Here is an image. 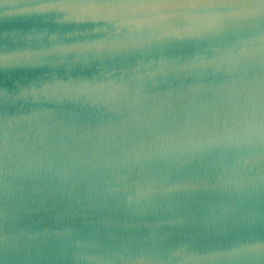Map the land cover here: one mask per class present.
<instances>
[{
  "label": "water",
  "instance_id": "obj_1",
  "mask_svg": "<svg viewBox=\"0 0 264 264\" xmlns=\"http://www.w3.org/2000/svg\"><path fill=\"white\" fill-rule=\"evenodd\" d=\"M29 4L0 0V264H264V15Z\"/></svg>",
  "mask_w": 264,
  "mask_h": 264
},
{
  "label": "snow or ice",
  "instance_id": "obj_2",
  "mask_svg": "<svg viewBox=\"0 0 264 264\" xmlns=\"http://www.w3.org/2000/svg\"><path fill=\"white\" fill-rule=\"evenodd\" d=\"M16 4L20 0H15ZM166 4L191 10L192 20H201L202 31H221L224 26L235 20L264 15V0H30L21 11L47 12L59 10L71 12L76 19H106L109 10L129 7ZM67 19V17H65ZM187 20L188 17H185ZM196 32L185 28L181 36H192ZM7 50L0 51V67H8ZM0 95H3L0 92Z\"/></svg>",
  "mask_w": 264,
  "mask_h": 264
}]
</instances>
